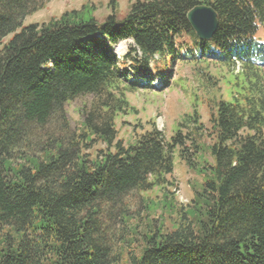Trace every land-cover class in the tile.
Wrapping results in <instances>:
<instances>
[{"label":"trees","instance_id":"16d2710c","mask_svg":"<svg viewBox=\"0 0 264 264\" xmlns=\"http://www.w3.org/2000/svg\"><path fill=\"white\" fill-rule=\"evenodd\" d=\"M49 1L0 0V233H23L0 264H264V0H135L123 18L111 0L103 22L86 4L24 25ZM198 5L218 13L209 41L187 19ZM126 40L135 47L120 59L113 47ZM189 56L232 72L228 98L210 100V129L195 110L170 139L154 122L135 143L119 139L127 92L157 77L168 86ZM84 95L97 101L74 130L67 105ZM176 154L204 174L196 210L172 231L154 220L138 254L131 197L174 199Z\"/></svg>","mask_w":264,"mask_h":264},{"label":"rangeland","instance_id":"374dc122","mask_svg":"<svg viewBox=\"0 0 264 264\" xmlns=\"http://www.w3.org/2000/svg\"><path fill=\"white\" fill-rule=\"evenodd\" d=\"M111 0H50L45 9L29 16L24 21V25L47 24L53 18H59L64 12L80 10L84 5L90 4L95 7V16L103 22L111 13L109 3ZM135 0H115L119 7V15L123 18L129 11L130 5ZM262 36V32L260 34ZM135 47L132 40H126L113 47V51L122 59L128 51ZM194 50V49H193ZM141 56V54H138ZM193 56L196 53L193 51ZM153 68V64H152ZM169 85L162 81V77L153 79L154 88L146 89L138 86L136 90L127 92L133 109L126 110L117 119V129L119 139L127 144L135 143V139L151 130L154 122L156 126L164 132L167 139L176 132L178 125L183 122L187 114H193L195 110L201 114V122L206 129H210L209 124V103L214 97L225 95L228 98V82L233 79L231 69L228 66L217 63L212 59H204L200 62L187 57L179 60L169 71ZM264 73V67H263ZM133 78V77H131ZM134 79V78H133ZM126 86H129L126 84ZM97 101L94 95L80 96L67 105V113L71 126L74 130L81 127L84 120L82 111L85 106L88 108ZM140 126V127H138ZM187 130L184 129V132ZM208 144L213 141L207 138ZM96 148H105L104 145L96 144ZM206 167L213 163L209 152L203 154ZM175 171L170 180L175 182L176 187L174 199L166 200L164 190L155 189L146 193H135L131 197V215L134 219L129 225L135 235H131L130 246L140 254L143 248V239L148 233L149 224L156 220L162 231H172L176 229L182 221L187 210L193 208L196 195L201 191L200 185L204 182V174L197 170L190 169L176 154L174 157ZM196 213V212H195ZM189 219H193V213H186ZM23 233L17 232L14 228L5 227L0 233V251L14 249L16 253L20 251V243ZM121 264H127L124 259Z\"/></svg>","mask_w":264,"mask_h":264},{"label":"water","instance_id":"95a60500","mask_svg":"<svg viewBox=\"0 0 264 264\" xmlns=\"http://www.w3.org/2000/svg\"><path fill=\"white\" fill-rule=\"evenodd\" d=\"M187 19L197 37L202 41L211 40L219 27L218 13L211 6L194 7L187 14Z\"/></svg>","mask_w":264,"mask_h":264},{"label":"built area","instance_id":"2783aa9c","mask_svg":"<svg viewBox=\"0 0 264 264\" xmlns=\"http://www.w3.org/2000/svg\"><path fill=\"white\" fill-rule=\"evenodd\" d=\"M237 70H240V65H239V63H238V65H237Z\"/></svg>","mask_w":264,"mask_h":264}]
</instances>
